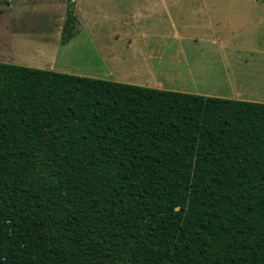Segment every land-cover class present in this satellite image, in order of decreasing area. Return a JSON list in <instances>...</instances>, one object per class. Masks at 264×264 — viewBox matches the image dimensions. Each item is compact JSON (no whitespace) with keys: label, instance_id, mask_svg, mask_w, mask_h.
<instances>
[{"label":"trees","instance_id":"16d2710c","mask_svg":"<svg viewBox=\"0 0 264 264\" xmlns=\"http://www.w3.org/2000/svg\"><path fill=\"white\" fill-rule=\"evenodd\" d=\"M0 264H264V103L0 61Z\"/></svg>","mask_w":264,"mask_h":264},{"label":"rangeland","instance_id":"374dc122","mask_svg":"<svg viewBox=\"0 0 264 264\" xmlns=\"http://www.w3.org/2000/svg\"><path fill=\"white\" fill-rule=\"evenodd\" d=\"M258 12H264V0H0V61L79 76L109 80L117 76L143 82L136 80L141 79L134 67L137 64L129 63L137 47L158 54L170 52L176 58L179 49L192 55L195 42L177 41L172 33L180 32L185 22L209 17L215 24L220 20V24H213L217 32L242 29L241 34L231 36L235 46L225 51L228 56L221 58L223 62L218 61L215 69L218 73L223 67L238 69L241 81L234 82L238 88L212 81L216 76L188 79L184 63L167 62L162 57L156 71L168 76L163 89L262 102L264 16L258 29ZM69 14L75 18L73 37L62 43ZM217 55L216 51L211 59H218ZM175 69L182 72L177 75Z\"/></svg>","mask_w":264,"mask_h":264},{"label":"crops","instance_id":"0c3cea01","mask_svg":"<svg viewBox=\"0 0 264 264\" xmlns=\"http://www.w3.org/2000/svg\"><path fill=\"white\" fill-rule=\"evenodd\" d=\"M262 16H264V12H258V29H260L261 26V24L259 23V19ZM262 18L264 21V17ZM174 21L175 20H173V23ZM213 24H215L214 20L210 22L209 17L207 19L202 18L200 20H193V22H185L180 28V32H175V30L173 31L172 34L177 41L184 42L185 44L195 42L197 48H194V50L191 52L193 53L192 55H190V52H188V50L179 49V55L178 58H176L175 55L170 54V52L167 54H158L156 52H153L150 48H144L143 46L140 48L137 47L133 51L134 53L131 55L132 58L131 60H129V63L130 61H132V64H137L134 67L139 70L141 79L136 80H143V82L135 80L132 81L131 79L123 80L117 76L114 77L112 80L125 81L130 84H135L144 87L160 89L166 88L165 86H163V84L168 76L166 75V73H159L156 70L158 69V64H162V61L164 59H167V62L170 61L174 62L175 64H180V62L184 63L187 67L186 71L188 73V79H205L216 76L217 78H214L212 81H222L227 83L228 88H238L237 86H234V82L241 81V77L238 76V69H230L227 67H223L222 70H219V73L216 72L215 69L218 66L217 64H219L218 61H220L221 58L228 56L226 54L227 52L225 53V51L230 49L233 45L235 46V44L231 43V36L234 34L236 36L241 34L242 29L240 27L237 29H235V27L231 29L224 28L223 30H219L217 32L215 31ZM216 24H220L219 19L216 20ZM261 27H264V23ZM189 30L191 31V33L188 35L186 34V32ZM216 51L218 52L217 56H219V58L216 60L213 58L211 59V56H213ZM262 53L264 54V50L262 51ZM162 57H164V59H162ZM154 65L156 66V68H154ZM175 71L177 72V75L182 72L180 69H175ZM236 94H239V92H236ZM237 98L245 100L240 96H237L236 99ZM262 103H264V101H262Z\"/></svg>","mask_w":264,"mask_h":264}]
</instances>
